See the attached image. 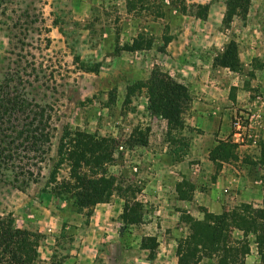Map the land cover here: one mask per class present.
Returning a JSON list of instances; mask_svg holds the SVG:
<instances>
[{
    "label": "rangeland",
    "instance_id": "obj_1",
    "mask_svg": "<svg viewBox=\"0 0 264 264\" xmlns=\"http://www.w3.org/2000/svg\"><path fill=\"white\" fill-rule=\"evenodd\" d=\"M229 1L0 0V90L12 79L10 86L19 88L39 107L34 110L51 119V151L41 169L29 167L38 181L24 176L15 184L11 172L0 175V215L39 237L37 264H178L179 240L190 234L191 221H204L207 210L199 207L200 214L197 210L192 214L177 207L179 213H172V198L159 196L157 181L166 182L167 195L174 182L168 183L170 170L156 159L160 154L170 155L174 163L184 159L194 136L185 138L188 146L171 142L163 119L149 110L150 79L157 71L176 80L174 76H183L185 68L207 87L211 84L205 71L212 63L225 79L222 113L229 132L210 150L211 172L202 189L228 171L254 197L252 203L237 201L234 189L225 185L220 190L227 204L219 214H232L243 204L264 206L254 203L264 196V0H251L245 17L237 11L224 22ZM139 36L144 46L151 43L150 49L122 50ZM231 41L238 44L240 72L215 66ZM179 59L187 66L178 67ZM194 86L184 121L195 99L206 94V87ZM188 128L186 132L202 133ZM136 129L149 130L147 147L133 146ZM67 130L115 140L116 160L109 174L122 185L139 189L141 224L126 228L121 223L124 202L117 195L97 205L91 215L77 210L72 200L52 195L51 177ZM68 178L69 166L64 163L58 179ZM175 189L180 200L191 201L196 185L183 181ZM228 235L233 247H244L232 257L234 264H264L255 235L244 238L240 230ZM144 237L158 239L153 261L141 248ZM199 264H219L218 257H204Z\"/></svg>",
    "mask_w": 264,
    "mask_h": 264
},
{
    "label": "trees",
    "instance_id": "obj_2",
    "mask_svg": "<svg viewBox=\"0 0 264 264\" xmlns=\"http://www.w3.org/2000/svg\"><path fill=\"white\" fill-rule=\"evenodd\" d=\"M250 5L251 0H230L224 22L237 11L245 17ZM151 46V43L144 46L142 36H139L132 45L124 46L122 50L135 52L150 49ZM216 65L232 72L242 70L235 41L228 43L224 52L215 59ZM11 81L6 80L0 90V175L11 172L15 184H18L19 177L24 176L36 183L38 176L35 177L29 167L41 169L39 165L46 161L51 151V119L45 117L44 112L34 110L39 107L31 104L26 94L19 92V88L10 86ZM191 100L188 87L164 72L153 73L149 88V110L166 120L170 141L183 147L188 146L187 140L182 134L175 137L174 133H181L185 129L183 116ZM147 131L135 130L133 146L149 145ZM179 151H182V147L176 149L175 153ZM115 157V140L81 130L65 131L59 147L60 161L51 177L52 195L72 200L77 210L88 211V215L93 213L97 205L108 203L117 195L124 202L121 223L126 228L141 224L144 207L138 198L139 189L131 185L124 186L116 176L109 174V166L115 162ZM64 163L69 166V178L59 180V169ZM230 214L227 213V217L206 211L203 222L191 221L190 234L178 242V264H199L202 258L211 256H217L219 264H234L232 257L237 258L244 247L242 245L238 249L231 245L228 233L233 230L242 231L244 238L248 234L255 235L259 254L263 255L264 206L243 204ZM38 245L39 237L36 234L17 228L11 217L0 215V264H37ZM158 247L156 237L143 238L141 248L149 251V260H155Z\"/></svg>",
    "mask_w": 264,
    "mask_h": 264
},
{
    "label": "crops",
    "instance_id": "obj_3",
    "mask_svg": "<svg viewBox=\"0 0 264 264\" xmlns=\"http://www.w3.org/2000/svg\"><path fill=\"white\" fill-rule=\"evenodd\" d=\"M167 51H170V47L167 48ZM178 61L181 63L178 67L187 66L184 65L180 59ZM198 61H200V59ZM211 66L212 67L207 66V70L205 71V74L209 78L208 80H210L208 84H211V86L207 85L206 87L202 82L196 81L185 68L181 69L183 76L179 74H176V77L174 76L177 81L189 88L192 95L195 89L194 85H200L201 89H204V87L207 89L203 90L206 94L201 93L200 96L195 99L192 112L189 115H185V126L187 130L190 126L202 131L200 134L197 132L192 133L191 131L186 132V129L183 131L182 136L184 138H192L194 136V139H191V152L184 157V159L176 163L172 161L170 155L160 154V159H156L161 162L162 166L169 168L171 175L168 183L172 185V182H174L173 186L168 188L171 194L167 195V193L164 192L166 191L164 188L166 182L164 180L157 181L162 191V193H159V196L163 195L167 201L168 198L171 197V204H175V206H172L170 209L172 213H179L177 207L186 209L188 213L192 214H195L196 210L199 213V207L211 213H222L225 209V204H227L225 203L227 198L220 188H225V185L234 189L233 194L235 200L246 203H252L253 201L252 198L254 196L251 194V189L243 187L241 179L236 178V175H230L228 171L221 173L215 184L211 181L210 186L215 187V189L211 188L209 185L205 186L208 187V189H202L203 181L207 182L208 174L211 172V162L208 158L210 150L217 144L219 139H223L229 132L227 117H224L222 113V107H224V102L222 101H226L225 98L227 96L226 81L220 76L221 74L213 67L212 63ZM191 68L196 70L194 65H192ZM221 70L227 69L222 68ZM194 72L196 76L198 72ZM220 94L224 96V98L220 97ZM163 124L165 126L167 125L166 120H163ZM183 181L196 185V190L191 201L180 200L178 198L175 185ZM259 198L260 199L254 203L262 204L263 196Z\"/></svg>",
    "mask_w": 264,
    "mask_h": 264
},
{
    "label": "built area",
    "instance_id": "obj_4",
    "mask_svg": "<svg viewBox=\"0 0 264 264\" xmlns=\"http://www.w3.org/2000/svg\"><path fill=\"white\" fill-rule=\"evenodd\" d=\"M236 126L238 127V129H240V122H236Z\"/></svg>",
    "mask_w": 264,
    "mask_h": 264
}]
</instances>
